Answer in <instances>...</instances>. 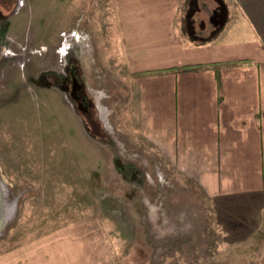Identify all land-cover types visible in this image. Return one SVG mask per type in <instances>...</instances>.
Returning a JSON list of instances; mask_svg holds the SVG:
<instances>
[{
  "label": "rangeland",
  "instance_id": "rangeland-1",
  "mask_svg": "<svg viewBox=\"0 0 264 264\" xmlns=\"http://www.w3.org/2000/svg\"><path fill=\"white\" fill-rule=\"evenodd\" d=\"M115 17L0 0V264H264V191L213 195L140 133Z\"/></svg>",
  "mask_w": 264,
  "mask_h": 264
},
{
  "label": "crops",
  "instance_id": "crops-1",
  "mask_svg": "<svg viewBox=\"0 0 264 264\" xmlns=\"http://www.w3.org/2000/svg\"><path fill=\"white\" fill-rule=\"evenodd\" d=\"M113 5L140 133L213 195L264 191V0Z\"/></svg>",
  "mask_w": 264,
  "mask_h": 264
},
{
  "label": "flooded vegetation",
  "instance_id": "flooded-vegetation-1",
  "mask_svg": "<svg viewBox=\"0 0 264 264\" xmlns=\"http://www.w3.org/2000/svg\"><path fill=\"white\" fill-rule=\"evenodd\" d=\"M71 78H72V94L75 98H77L80 102V107L83 108L85 104L88 103V98L85 93H83V83L80 82L79 78L77 77L74 72H71Z\"/></svg>",
  "mask_w": 264,
  "mask_h": 264
},
{
  "label": "water",
  "instance_id": "water-1",
  "mask_svg": "<svg viewBox=\"0 0 264 264\" xmlns=\"http://www.w3.org/2000/svg\"><path fill=\"white\" fill-rule=\"evenodd\" d=\"M1 196H3V191H2V189L0 190V197H1ZM6 217H7V214H6V216H5V213H4V211L2 210V203H1V204H0V232H1L3 226H4L5 222H6V219H5Z\"/></svg>",
  "mask_w": 264,
  "mask_h": 264
}]
</instances>
